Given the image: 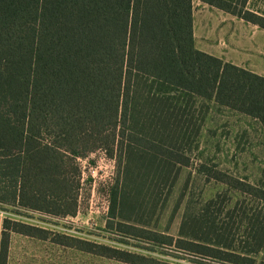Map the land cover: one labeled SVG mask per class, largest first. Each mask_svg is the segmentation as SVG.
I'll use <instances>...</instances> for the list:
<instances>
[{"label":"trees","instance_id":"obj_1","mask_svg":"<svg viewBox=\"0 0 264 264\" xmlns=\"http://www.w3.org/2000/svg\"><path fill=\"white\" fill-rule=\"evenodd\" d=\"M197 1L264 29V19L245 10L247 0ZM192 2L0 0V204L75 216L77 159L102 151L116 168L106 229L121 240L228 264L264 255V190L241 182L234 189L259 209L244 219L253 243L238 254L220 243L215 219L205 215L192 220L193 233L182 222L175 240L149 229L189 165L202 102L249 117L264 132V78L194 48ZM11 224L10 233L142 264L143 257L99 253ZM202 228L212 239L202 238ZM0 244L3 264L7 235Z\"/></svg>","mask_w":264,"mask_h":264},{"label":"rangeland","instance_id":"obj_2","mask_svg":"<svg viewBox=\"0 0 264 264\" xmlns=\"http://www.w3.org/2000/svg\"><path fill=\"white\" fill-rule=\"evenodd\" d=\"M202 103V122L197 124L201 128L188 152L189 165L180 169L163 209L149 229L175 240L179 237L182 222H185L184 232L193 233L196 228H193L192 220L205 215L202 218L205 221L215 219V225L223 234L220 243L229 246L228 252L238 254L247 244L253 243L248 237L244 219L246 215L251 217L259 206L255 200L242 196L234 187H237V182H241L264 190V132L259 123L249 117L213 102ZM77 163L80 186L75 216L50 217L0 204V243L2 235H7L8 239L12 235L15 240L13 244H20L18 241L41 244L26 236L10 233L11 223L18 222L44 230L50 240L63 244L94 247V251L99 253H106L105 247L143 257L137 260L142 264H228L212 258L202 259L175 253L172 249L141 241L121 240L113 231L106 229L107 189L113 184L116 175L115 162L102 151H97L84 159H77ZM184 214L187 216L185 221ZM6 220L8 224L4 223ZM202 231L203 239H212L207 228H202ZM43 244L56 245L51 242ZM75 249V256L70 257V261L81 264H126ZM248 258L259 264L264 255Z\"/></svg>","mask_w":264,"mask_h":264},{"label":"crops","instance_id":"obj_3","mask_svg":"<svg viewBox=\"0 0 264 264\" xmlns=\"http://www.w3.org/2000/svg\"><path fill=\"white\" fill-rule=\"evenodd\" d=\"M245 10L264 19V0H247ZM192 38L197 51L264 78V29L258 25L193 0ZM11 236L3 264H81L70 261L74 248L29 237L41 244H13Z\"/></svg>","mask_w":264,"mask_h":264}]
</instances>
